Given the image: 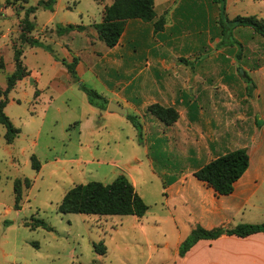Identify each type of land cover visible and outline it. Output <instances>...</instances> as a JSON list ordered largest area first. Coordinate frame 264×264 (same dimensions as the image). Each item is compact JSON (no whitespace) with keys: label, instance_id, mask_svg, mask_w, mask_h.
I'll use <instances>...</instances> for the list:
<instances>
[{"label":"rangeland","instance_id":"1","mask_svg":"<svg viewBox=\"0 0 264 264\" xmlns=\"http://www.w3.org/2000/svg\"><path fill=\"white\" fill-rule=\"evenodd\" d=\"M39 1L0 0V101L5 100L3 94L7 78L15 70L14 48L21 46L20 34L26 12ZM166 1L172 0H155L158 5ZM184 2L189 6L181 9L182 18L177 33L181 34V44L186 47L183 54L193 55L181 58L180 63L190 70L197 65H204L207 55V63L214 67V89L211 91L213 103L223 98L232 101L234 98L231 91L223 92L221 83L231 85L234 81L228 78L242 75L240 71L243 70L240 68L254 71L264 68V37L250 29H241L236 33L243 45L241 52L237 47L217 50L216 44L220 40L218 5L213 0ZM68 3L70 7L66 9ZM76 6L73 0H60L56 16L53 17V12L45 10L30 15L29 21L36 24V29L29 36L45 40L53 56L58 54L60 58L68 60L66 50L81 52V45L86 47L81 34H68L57 41L56 30H49L62 26L59 25L62 22L79 23L81 7ZM160 11L161 7H158L157 12ZM227 14L230 19L251 15L264 19V0H235ZM47 26L49 28H44ZM195 38L197 50L193 48ZM99 41L96 48L101 52L106 49V45ZM206 46L208 50L205 54ZM21 48L25 52L24 63L29 70H33V75L30 78L29 74L25 78L27 82H23L24 79L18 82L8 95V105L4 111L14 126L21 130L13 144H7V130L0 125V264H158L159 261L174 258V246L179 236H184L188 229L192 231L198 226L204 228L199 223H184L186 219L179 201L173 199L168 207L162 205L166 201L167 186L190 171L185 167V154L190 150L193 140L189 136L191 125L188 120L166 126L147 110L145 116L139 119L144 132L143 143L140 144L138 132L128 116H118L122 122L108 120L105 126V121L100 117L101 110L88 104L84 92L85 102L82 101L81 76L67 72L69 81L63 77L62 82L69 85L66 88H71L66 91L61 87L55 88L50 84L51 78L61 66L54 67L48 54H35V50L27 44ZM73 53L71 56H75ZM91 61L93 58L87 55L86 63ZM69 62H73V59ZM83 76L87 80L88 74ZM38 88L44 91H37ZM43 92L41 99L39 96ZM248 96L255 99L253 95ZM90 109L97 110L99 115H91L93 112ZM243 110L247 120L239 124L245 126L247 133L251 127L255 128L256 122L261 127L264 121L260 115L256 116L252 108H246V105ZM128 115L135 116L131 111ZM148 115L154 118L150 119ZM87 117L94 118L95 125L100 129L92 128L93 124L90 127L87 122L81 130V120ZM201 124L205 126V123ZM212 124H209V128L215 133L219 135L224 128L223 132L227 131L230 136L226 138L225 151L242 147L249 148L252 160L264 156V132L260 139L255 133L237 138V132L232 137V132L225 130L227 123L224 127L220 123V126L216 122ZM178 133L183 134L179 136ZM198 140H202V145H205L204 139ZM211 140L220 138L211 137ZM32 156H36L41 163L39 172L32 167ZM150 158L154 161V168ZM261 172L264 173V166ZM116 175H125L128 179L127 175L133 176L138 182L137 187L133 186L139 195L144 196L149 206L140 224L135 223L132 217L63 215L58 212L65 195L74 187L90 182L110 184ZM26 178L32 181V187L23 190L21 210H16L14 181ZM262 200L264 205V196ZM171 217L182 225L180 233ZM258 218L261 222L257 224H264V212ZM34 220L45 221L54 231L49 232L43 228L32 230L29 225ZM236 220L239 222L240 219ZM155 222L159 224V230L153 231L150 227ZM141 224L148 227L146 236L141 232ZM224 241L221 238L218 242L199 244L192 253L186 255V259H219L223 247L227 246ZM101 242L107 247L104 256H98L93 248L94 243ZM154 242L169 243V247L153 249L148 244Z\"/></svg>","mask_w":264,"mask_h":264},{"label":"crops","instance_id":"2","mask_svg":"<svg viewBox=\"0 0 264 264\" xmlns=\"http://www.w3.org/2000/svg\"><path fill=\"white\" fill-rule=\"evenodd\" d=\"M73 2L78 5L76 8L81 7L79 11L81 16L79 23L62 22L59 25L63 27L68 25L86 27L85 31H73L69 33L81 34V39H85L86 47H84V44L81 45V52L77 51V53H73L70 49H65L69 57L68 60L65 59L66 61L69 62L71 58L78 59L77 74L81 76L80 86L85 84L89 88L96 90L109 101V104H118L127 109L128 114L131 111L138 119L145 116L144 114L150 105L160 104L167 108H175L178 111L180 117L176 123L177 125L180 120L185 119L191 125L189 136L193 140L191 141L190 150L185 154V167L187 170H190L189 174L177 177L171 185L167 186L165 189L166 201L162 205L168 207L173 199L174 201H179L180 208L184 212V219H186L184 223H189L190 225L191 222L199 223L208 230L217 227L224 229L228 227L233 228L242 223L257 224L261 222L258 220V217L264 212L262 200L264 196V173L261 172L262 166H264V156L257 160L250 158L251 162L248 171L235 184L234 192L229 196H217L212 188L195 178L194 173L215 159L242 148L239 147L228 152L225 151L226 138L230 136L227 131L223 132L224 128L218 135L212 128H209L210 123L216 122L218 126L221 124L223 127L227 123L228 127H225V130H230L232 137L237 132V138H244L249 133H255L259 136V139L263 138L264 122L260 123L261 127L256 122L255 128L251 127L249 133L246 132L245 126L239 123L247 120V117L243 115V107L245 105L246 108H252L254 114L256 116L260 115L264 121V102L263 104L261 103L264 101L262 99L264 98V68L255 71L240 68L243 69L244 75L232 78L225 77V79L228 78V80L231 79L234 82L231 85L221 83L222 90L225 93L231 91L234 100L230 101L228 98H223L219 99L217 103H213L211 91L214 89V67L207 63V55L205 56L204 65H197L190 70L187 67H183L180 63L181 58L193 55L191 53L183 54L186 51V47L182 46L181 34L177 33V28L182 18L180 12L184 6H189L187 2H184V0H172L160 5L155 2L157 20L162 17L166 20L164 32L155 33L154 22L145 23L141 20H129L126 23L125 31L119 44L112 49L106 46V49H103L101 52H98L96 48V45L100 44V39L94 25L102 23L104 10L111 6L114 0H73ZM234 2L235 0H227V12L231 3ZM59 4L60 0L57 1L53 17L58 14L57 8ZM69 5L68 3L65 8H69ZM158 7H161L160 13L157 12ZM52 29L56 30L54 27L49 28V30ZM241 29L249 28H237L234 31L235 37L236 33ZM66 35L58 36L57 41L63 39ZM33 38L46 44V41L43 39L35 36ZM194 40L193 48L196 49L197 39L195 38ZM211 41L212 39L209 41L210 45L212 44ZM30 48L35 50V54H48L50 56L48 58L53 62L54 67L61 66L59 69L57 68L56 73L52 76L50 84L54 85L55 88L61 87L65 91L70 89L71 87L66 88L69 86L68 84L62 82L63 77L69 81L70 77L69 73H67V68L61 62L56 61L53 54L45 49ZM207 50L206 46L205 54ZM72 53L75 56H71ZM80 53L81 56L79 55ZM87 55L93 58V61L88 64L86 63ZM240 69H238V73ZM29 72L31 74L29 77L31 78L33 70H29ZM85 73L88 74L87 80L83 78ZM245 74H247L249 79H252V87L245 80ZM23 82H27V80L24 79ZM38 83H40V80H38ZM253 87L254 89L251 90ZM38 90L43 89L38 88ZM47 90H49V87ZM82 92L81 90V99L85 102V93L83 94ZM248 95H253L255 99H250ZM43 96L44 92L41 93L39 98L43 99ZM90 110L93 112L91 115L94 113L95 115H99L97 110ZM100 112H102L100 117L105 121V126L108 120H122L118 117L120 116L119 114H110L107 110H101ZM148 116H150V119L154 118L151 115ZM87 122H89L90 127L93 124L92 128L100 129L95 125L96 121L94 118L87 117L81 120V130L84 129L83 124L86 123L87 125ZM201 123H205V126ZM85 129L87 130V127ZM181 134L178 133L179 136ZM211 137L220 138V140L212 141ZM198 139H204L205 145H202V140L199 141ZM81 147H83L82 143ZM247 149L249 151V148ZM147 154L150 156L148 149ZM150 161L154 168V161L151 158ZM118 176L116 175L114 180ZM127 176L133 185L137 187V180L133 176ZM140 196L144 199L142 194ZM128 217H132L135 223L140 224L146 216L143 218ZM236 219H240L238 220L239 222H236ZM171 220L174 222L178 233H180V229H182L180 222L176 221L174 217H171ZM158 225L155 222V225L151 226L150 229L153 231L159 230ZM143 226L145 225L141 224L140 229L142 234L146 236L148 227ZM190 233L191 229H188V232L184 236H179L174 246V258L169 261H159L158 264H264V234H257L245 239L223 236L222 238L223 240L225 239L224 243L227 246L223 247V253L219 259L208 257L203 259L191 258L188 261L186 256L184 258L179 257V247ZM219 240L221 238L214 242H218ZM208 242L212 241H200L189 253H192L199 244H207ZM148 245L153 249L169 247V243L165 242H154V244L149 243Z\"/></svg>","mask_w":264,"mask_h":264},{"label":"trees","instance_id":"3","mask_svg":"<svg viewBox=\"0 0 264 264\" xmlns=\"http://www.w3.org/2000/svg\"><path fill=\"white\" fill-rule=\"evenodd\" d=\"M58 0H40L38 4L26 12L24 26L20 34L21 46L14 48L15 70L7 78V87L4 91V101H0V125H3L7 132L5 140L11 145L20 136L21 130L16 128L5 113L8 105V95L12 92L18 82L29 76L30 72L23 62L22 46L42 48L53 53L45 43L30 37L29 34L35 31L36 24L29 21L30 15H35L39 10L54 12ZM219 8L220 40L217 49L237 47L239 52L243 45L235 37L234 31L237 28H249L255 34L264 37V19L256 15L236 16L230 19L227 14V0H213ZM129 20H141L145 23L154 22L155 33L164 32L166 20L164 17L157 20L155 11V0H114L113 4L104 10L103 21L94 25L99 39L110 49L116 47L125 31L126 23ZM86 27L80 25L58 26L57 36L61 37L73 31H85ZM240 53L238 59H240ZM56 61L61 62L71 75L77 74L78 59L68 62L58 56ZM247 83L251 84L247 74L244 76ZM81 90L86 94L91 106L106 111L109 101L96 90L85 84ZM148 112L166 126H171L179 120V113L175 108H167L160 104H153L147 108ZM138 132L139 143H143V127L136 116L127 115ZM32 167L37 172L41 169V163L36 156L31 157ZM250 167V157L247 148H240L227 153L210 162L194 173L195 178L212 188L217 196H229L234 192L235 184L245 175ZM1 181V177H0ZM32 187L30 179H16L14 181L15 209L21 210L20 202L23 198V190ZM149 211V206L137 193L133 184L125 175H119L112 183L103 184L90 182L81 184L71 189L62 200L58 212L63 215L81 214L87 216L111 217V216H135L143 218ZM29 227L32 230L43 228L49 232L54 229L43 220H34ZM257 234H264V224L242 223L233 228H216L207 230L200 226L193 229L190 235L179 247V257L184 258L200 241H215L223 236L248 238ZM94 252L98 256L107 254L106 245L101 242L93 244Z\"/></svg>","mask_w":264,"mask_h":264},{"label":"water","instance_id":"4","mask_svg":"<svg viewBox=\"0 0 264 264\" xmlns=\"http://www.w3.org/2000/svg\"><path fill=\"white\" fill-rule=\"evenodd\" d=\"M243 70V69H242ZM242 75H244V71H240ZM253 85H251L252 87ZM108 113L110 114H119V115H122V116H127L128 115V111L127 109L119 106L118 104L116 103H110L109 106H108V109H107Z\"/></svg>","mask_w":264,"mask_h":264}]
</instances>
